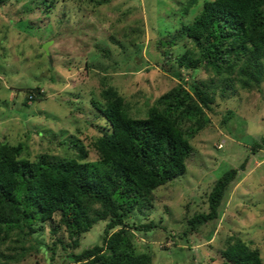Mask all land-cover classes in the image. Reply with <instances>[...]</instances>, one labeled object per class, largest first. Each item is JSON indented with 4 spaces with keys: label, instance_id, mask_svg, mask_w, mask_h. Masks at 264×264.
I'll return each instance as SVG.
<instances>
[{
    "label": "rangeland",
    "instance_id": "1",
    "mask_svg": "<svg viewBox=\"0 0 264 264\" xmlns=\"http://www.w3.org/2000/svg\"><path fill=\"white\" fill-rule=\"evenodd\" d=\"M202 1L197 0L187 13L181 11L186 0H6L0 4V142L20 144L19 157L32 160L40 154L75 157L76 148L66 145L74 141L87 151L83 161L95 160L92 140L108 124L93 102L104 103V89H114L128 113L143 117L160 94L192 74L195 81L213 78L219 87L209 68L196 64L192 72L176 66L184 52L198 56L194 39L183 34L172 45L160 42L184 30ZM48 41L45 54L42 43ZM237 80L224 98L216 97L208 124L190 139L192 150L184 173L156 187L149 203L125 218L128 225L154 224L147 232L130 229V237L135 252L156 251L155 264L219 263L224 260L220 254L224 245L217 239L232 234L260 249L264 264V149L253 151L249 146L252 137L264 136V79L245 87ZM34 88L43 93L24 100ZM243 162L224 193L218 218L180 237L178 229L185 218L206 209L214 180ZM57 219L54 215L51 223ZM104 223L97 221L81 233L72 251L99 242ZM35 229L21 242L9 239L1 246L11 254L7 246L31 245V250L9 263L74 264L55 242L59 237L66 246L69 238L64 230L50 234L48 223H37ZM208 231L211 235L205 238ZM40 245H46L44 252L36 250Z\"/></svg>",
    "mask_w": 264,
    "mask_h": 264
},
{
    "label": "trees",
    "instance_id": "2",
    "mask_svg": "<svg viewBox=\"0 0 264 264\" xmlns=\"http://www.w3.org/2000/svg\"><path fill=\"white\" fill-rule=\"evenodd\" d=\"M196 4L197 0H186L181 11L187 13ZM183 34L194 39L198 56L184 52L176 66L192 72L196 64L209 68L219 87L213 78L195 81L192 74L187 80L173 72L183 82L160 94L143 117L128 113L126 102L114 89H104V103L93 102L108 124L92 140L95 160L83 161L87 151L74 141L66 145L76 148L75 157L40 154L32 160L19 157L20 144L0 142V264H11L31 250V245L21 243L7 246L12 252L6 254L1 246L9 239L15 243L26 239L37 223H48L50 234L65 231L66 246L59 237L55 242L74 264H155L156 251L135 252L130 237V229L147 232L154 224L128 225L125 218L146 206L156 187L184 173L192 150L190 139L208 124L216 97L224 98L233 80L245 87L264 79V0H203L184 30L160 42L172 45ZM35 95L30 89L24 100H34ZM226 120L224 116L222 122ZM249 146L253 151L264 149V136L252 137ZM243 166L244 162L221 172L206 195V209L185 218L178 229L180 237L218 218L224 193ZM54 215L58 216L55 224L51 223ZM97 221L105 222L99 242L73 252L80 234ZM209 235L208 231L204 236ZM217 240L224 245L220 249L224 260L216 264L262 263L260 249L239 235ZM45 248L40 245L36 250Z\"/></svg>",
    "mask_w": 264,
    "mask_h": 264
},
{
    "label": "water",
    "instance_id": "3",
    "mask_svg": "<svg viewBox=\"0 0 264 264\" xmlns=\"http://www.w3.org/2000/svg\"><path fill=\"white\" fill-rule=\"evenodd\" d=\"M49 43H50L49 41L48 42H45V43H42V49L45 52V54H47V52H48L47 51V45ZM32 91H33L34 94H37L39 92V90L37 88L32 89Z\"/></svg>",
    "mask_w": 264,
    "mask_h": 264
}]
</instances>
